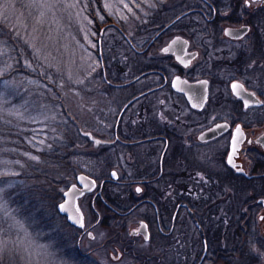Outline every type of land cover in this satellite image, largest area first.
Returning <instances> with one entry per match:
<instances>
[{"label":"flooded vegetation","instance_id":"flooded-vegetation-1","mask_svg":"<svg viewBox=\"0 0 264 264\" xmlns=\"http://www.w3.org/2000/svg\"><path fill=\"white\" fill-rule=\"evenodd\" d=\"M161 8L174 12L170 20L140 28L150 33L137 44L126 36L130 48L125 54L153 67L139 71L133 82L136 76L126 81L105 77L111 88L144 79L146 85L124 104L115 137L108 139L122 145L126 169L120 175L112 168L116 179L111 169L94 192L79 197V206H86L83 227L63 215L74 228L62 236L65 252L92 264H264V0H171ZM178 35L184 40L176 43V52L163 51ZM180 51L186 63L177 58ZM175 76L207 85L201 108L174 88ZM233 84L243 85L239 95ZM165 90L182 97L186 120H180L172 102L174 117L162 121L161 108L148 99L118 132L121 115L135 101ZM149 110L156 116L148 117ZM221 122L224 131L199 138ZM233 140L240 147L231 154ZM230 154L235 164L229 163ZM201 157L205 163L197 161ZM221 159L227 168L217 167ZM233 176L245 177L250 185L229 184ZM88 198L90 215L96 217L89 222ZM98 226L113 227V234L100 239L92 230ZM135 240H154L156 249L135 251L130 248Z\"/></svg>","mask_w":264,"mask_h":264},{"label":"rangeland","instance_id":"rangeland-1","mask_svg":"<svg viewBox=\"0 0 264 264\" xmlns=\"http://www.w3.org/2000/svg\"><path fill=\"white\" fill-rule=\"evenodd\" d=\"M152 4L101 0L99 7L96 0H0V264L83 263L78 253L65 252L62 236L74 228L58 204L79 172L99 183L112 168L120 175L126 169L122 145L113 146L108 139L115 137L113 128L124 104L146 85L144 79L123 88L109 86L105 77L116 72L114 55L130 47L116 42L114 29L105 26L102 34L101 29L111 17L137 41L142 20L138 10ZM91 5L94 17L87 11ZM173 14L168 11L169 18ZM128 63L126 73L116 75L121 81L140 71ZM148 99L161 108L162 121L174 117L173 104L180 120H186L182 97L160 91L135 101L121 115L120 134L135 108ZM147 114L156 116L154 110ZM197 161L205 163L202 157ZM217 162L219 169L227 168L224 159ZM89 203L87 222L96 218ZM112 228L92 230L102 239L113 234ZM130 248L156 249L154 240L130 241Z\"/></svg>","mask_w":264,"mask_h":264},{"label":"water","instance_id":"water-1","mask_svg":"<svg viewBox=\"0 0 264 264\" xmlns=\"http://www.w3.org/2000/svg\"><path fill=\"white\" fill-rule=\"evenodd\" d=\"M103 30H101V34L103 33ZM126 36L127 34L125 32H123ZM128 38V37H127ZM179 38V39H177ZM183 38L181 36H175L173 37L169 43L167 44V46L165 48L169 49V52H176V46H177V42L181 41ZM184 40V39H183ZM173 41H176V43H173ZM181 53L182 51H180L177 54V58L183 62L186 63V61L184 59H182L181 57ZM102 60V58H101ZM103 61V60H102ZM140 77L137 76L135 78H133L132 80H130L129 82H133L135 80H137ZM173 86L175 89L184 92L188 99L191 101V103L193 104V106L201 108L204 104L205 98L207 96V85H204V82L201 81H196V82H190L187 78H184L182 76H175L173 78ZM203 83V84H202ZM140 95L136 96L139 97ZM135 97V98H136ZM134 99V98H133ZM133 99H131L129 102H131ZM128 102V103H129ZM128 103L125 105V107L128 105ZM124 110V108H123ZM226 128V125L224 122L215 124L214 126L204 130L203 132L200 133L199 138L203 139V140H207L210 139L216 135H218L219 133H221L222 131H224ZM262 138H264V134L262 136ZM104 141V140H103ZM235 145V148L237 150V148L240 147V143L236 140H233L232 144H231V154L233 152V146ZM230 154V157H231ZM231 164H235L233 161ZM111 175L113 178H117V171L115 169L111 170ZM97 186V180L96 178H94L92 175L86 173V172H79L77 175V180L73 183H71L67 189L64 191L63 193V199L59 202L58 204V211L65 215L68 219V221L76 226H80L79 223H77V220H80L82 218V222L84 225V215L83 212L81 210V207L79 206V197L82 196L83 194L93 191ZM61 205H64V208L66 210H61ZM142 225H146L144 222L141 223L140 225V230H144L145 227H142Z\"/></svg>","mask_w":264,"mask_h":264},{"label":"trees","instance_id":"trees-1","mask_svg":"<svg viewBox=\"0 0 264 264\" xmlns=\"http://www.w3.org/2000/svg\"><path fill=\"white\" fill-rule=\"evenodd\" d=\"M147 0H140V2L142 4H145ZM155 4H152L150 7L147 6V7H144V10H145V13H142L144 10L140 9L138 11H140V17H142V20L139 21L138 20V25L140 26V28H144V27H147V28H157L158 26H160L161 24H163L165 21H168L171 19V17L169 18L168 17V11L170 9L168 8H165V9H162L161 8V3H167L169 4L171 0H152ZM168 1V2H167ZM96 3L99 5H101V0H96ZM91 9L87 8V11H88V14L91 16V17H94V11H93V5H91ZM107 26V28H111V29H114L119 37L116 38V42H127V38L124 36L123 34V30L126 32V28L125 26L123 25H119V24H116L114 22H112V19L111 17H108L106 22L104 23V26L105 27ZM150 33V30H139L137 32V41L131 37V41L134 42V44H137L138 43V40H139V37H141L142 35H147ZM121 37V38H120ZM114 51L116 48L113 47L112 48ZM125 49V48H124ZM123 49V50H124ZM121 50V52L123 51ZM115 52V51H114ZM127 58V59H126ZM113 62H114V66H115V69H116V72H108L107 75L109 77H114L113 79L116 80V81H119L118 77L114 76V75H118V74H122V73H126V71L124 70L127 66V62L128 65H134L136 68H138L140 71L145 69L146 67H153L152 65H147L145 62L143 63V61L141 59H138V58H135V57H129L124 53V54H121L118 56L117 54L114 55L113 57ZM127 60V61H126ZM43 75V74H42ZM228 180H231L229 181L230 183L229 184H232V185H240V186H247V185H250V182L248 179H246L245 177L243 176H233V177H230L228 178ZM105 196H107V194L105 193L104 194ZM52 236H55V233L53 235H50L49 237L51 238ZM64 236V235H63ZM63 239V238H62ZM62 243H63V240H61ZM59 241H56V243H58Z\"/></svg>","mask_w":264,"mask_h":264},{"label":"snow or ice","instance_id":"snow-or-ice-1","mask_svg":"<svg viewBox=\"0 0 264 264\" xmlns=\"http://www.w3.org/2000/svg\"><path fill=\"white\" fill-rule=\"evenodd\" d=\"M125 7H127V5H125ZM177 39H179V38H177ZM173 43H176V41H173ZM163 51L167 52V51H169V49L168 48H165V49H163ZM241 88H243V85H240V84H233L232 85V89H233V91H236L237 92V95H239V92L237 90L238 89H241ZM252 95H254V93ZM260 103H264V102H260ZM245 105L246 106L248 105V101H245ZM236 131L239 133L240 132V129L237 128ZM97 143H99V141H97ZM235 151H236V148H235V145H234L233 146V152L235 153ZM32 158L35 159V157H32ZM229 163H232V158L231 157H229ZM137 191H140V189H137ZM60 207H61V210H66L64 208V205H61ZM261 219H264V217H261ZM76 222L79 223L81 227H83L82 218L80 220H77ZM142 227H145L146 228L147 226L146 225H142ZM138 231L139 230H137V234H138Z\"/></svg>","mask_w":264,"mask_h":264}]
</instances>
